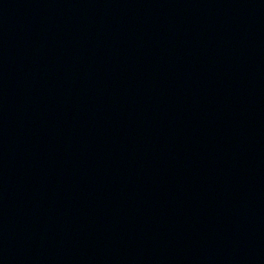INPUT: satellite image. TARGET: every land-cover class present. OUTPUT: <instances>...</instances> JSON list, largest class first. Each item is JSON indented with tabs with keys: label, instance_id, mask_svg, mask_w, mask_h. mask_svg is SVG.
Here are the masks:
<instances>
[{
	"label": "water",
	"instance_id": "95a60500",
	"mask_svg": "<svg viewBox=\"0 0 264 264\" xmlns=\"http://www.w3.org/2000/svg\"><path fill=\"white\" fill-rule=\"evenodd\" d=\"M0 264H264V0H0Z\"/></svg>",
	"mask_w": 264,
	"mask_h": 264
}]
</instances>
